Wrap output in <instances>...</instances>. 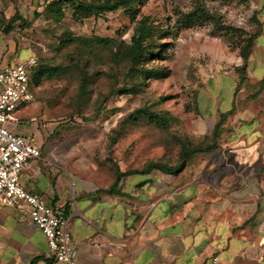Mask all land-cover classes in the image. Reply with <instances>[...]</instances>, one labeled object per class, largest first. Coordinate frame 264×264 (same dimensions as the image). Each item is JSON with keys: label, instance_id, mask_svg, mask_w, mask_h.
<instances>
[{"label": "crops", "instance_id": "0c3cea01", "mask_svg": "<svg viewBox=\"0 0 264 264\" xmlns=\"http://www.w3.org/2000/svg\"><path fill=\"white\" fill-rule=\"evenodd\" d=\"M44 1L0 0V70L31 56L13 38L20 21L7 33L1 22L30 21ZM258 23L245 73L235 70L238 57L230 81L218 84V146L179 174L152 170L104 183L88 165L54 156L60 149L46 146L49 133L29 107L14 113L8 128L41 152L20 183L64 211L78 264H264V5ZM28 211L0 202V264H64L51 259Z\"/></svg>", "mask_w": 264, "mask_h": 264}, {"label": "rangeland", "instance_id": "374dc122", "mask_svg": "<svg viewBox=\"0 0 264 264\" xmlns=\"http://www.w3.org/2000/svg\"><path fill=\"white\" fill-rule=\"evenodd\" d=\"M199 4L238 32L220 33L213 24L174 32L164 41L171 45L168 57L159 63L170 76L148 82L136 95L118 92L135 84L125 78L128 61L122 57L134 24L121 10L75 22L67 5L59 23L44 15L13 31L16 46L28 49L38 67L55 69L39 86L31 84L34 100L26 114H35L48 131L45 144L60 149L54 155L59 161L88 165L111 183L117 171H141L149 163L176 166L182 145L207 142L218 120V84L230 81L239 57L237 35L256 32L264 0H148L140 12L172 26L178 14ZM65 32L85 41L63 45ZM147 114L165 122H151Z\"/></svg>", "mask_w": 264, "mask_h": 264}, {"label": "trees", "instance_id": "16d2710c", "mask_svg": "<svg viewBox=\"0 0 264 264\" xmlns=\"http://www.w3.org/2000/svg\"><path fill=\"white\" fill-rule=\"evenodd\" d=\"M148 0H45L42 4L43 10L41 12H34L30 21L14 15L8 20L7 24L1 22L3 32H9L12 29L11 23L19 20L21 25L19 27L25 29L34 24V21L47 15L48 18L55 23L61 22L64 17V8L69 6L71 10V19L75 22H82L90 18H97L103 14L116 12L121 10L123 14L128 17L131 23L134 24L132 34L130 36L129 45H124L122 50V57L128 61V68L125 73V78L135 81V84L130 89L123 88L118 92L122 95H136L141 92L142 87H146L150 81L165 80L170 76V71L166 67H162L159 63L165 61L168 57V50L171 48L170 43L164 42L168 37L180 30H188L195 27H202L204 25L213 24L218 32L236 33L238 30L229 26H224L220 22V17H215L210 14L202 4L196 5L192 11L185 14H178L174 24L169 23L164 26L162 23L153 21L149 16L142 15L140 12ZM245 34L243 31H239ZM260 32L259 23L258 29L253 34L240 38L237 48L239 50V57L242 60L240 67L236 68V72L244 74L247 67L248 58L254 43V40ZM68 35L63 40V45L72 44L74 42H83L85 39L80 37L72 38ZM92 41L100 45L112 46L116 44L112 39L92 38ZM55 69H45L36 65L30 70L29 74V88L31 84L39 86L44 77L53 74ZM243 80V79H242ZM83 86V85H82ZM143 116V115H142ZM148 119L156 124L165 122L164 119L148 115ZM223 118L221 117L215 123L209 137H205L206 143L196 146H181L179 155V163L176 166H169L161 163H149L141 171H125L116 172L113 186L116 185L122 177L129 176L134 173H149L152 170L168 174H179L185 167L186 163L197 154H206L213 151L218 146V138L221 132Z\"/></svg>", "mask_w": 264, "mask_h": 264}, {"label": "built area", "instance_id": "2783aa9c", "mask_svg": "<svg viewBox=\"0 0 264 264\" xmlns=\"http://www.w3.org/2000/svg\"><path fill=\"white\" fill-rule=\"evenodd\" d=\"M35 65L36 58L31 55L22 63L0 70V202L9 206L26 205L31 222L46 239L51 259L78 264L64 211L46 206L41 196L27 191L20 183L21 173L40 158L39 146L32 137L17 135L8 128L14 113L33 103L29 74ZM216 262L214 259L213 263Z\"/></svg>", "mask_w": 264, "mask_h": 264}]
</instances>
